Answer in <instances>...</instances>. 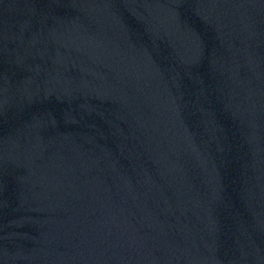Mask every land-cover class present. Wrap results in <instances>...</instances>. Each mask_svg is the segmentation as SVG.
Instances as JSON below:
<instances>
[{"label":"water","instance_id":"water-1","mask_svg":"<svg viewBox=\"0 0 264 264\" xmlns=\"http://www.w3.org/2000/svg\"><path fill=\"white\" fill-rule=\"evenodd\" d=\"M0 264H264V0H0Z\"/></svg>","mask_w":264,"mask_h":264}]
</instances>
